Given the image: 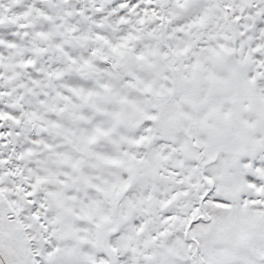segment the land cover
Returning <instances> with one entry per match:
<instances>
[{
  "label": "snow or ice",
  "instance_id": "1",
  "mask_svg": "<svg viewBox=\"0 0 264 264\" xmlns=\"http://www.w3.org/2000/svg\"><path fill=\"white\" fill-rule=\"evenodd\" d=\"M0 264H264V0H0Z\"/></svg>",
  "mask_w": 264,
  "mask_h": 264
}]
</instances>
